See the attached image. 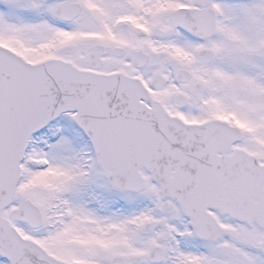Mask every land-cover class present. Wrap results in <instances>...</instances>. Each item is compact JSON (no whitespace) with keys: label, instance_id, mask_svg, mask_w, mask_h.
Segmentation results:
<instances>
[{"label":"snow or ice","instance_id":"obj_1","mask_svg":"<svg viewBox=\"0 0 264 264\" xmlns=\"http://www.w3.org/2000/svg\"><path fill=\"white\" fill-rule=\"evenodd\" d=\"M0 264H264V0H0Z\"/></svg>","mask_w":264,"mask_h":264}]
</instances>
